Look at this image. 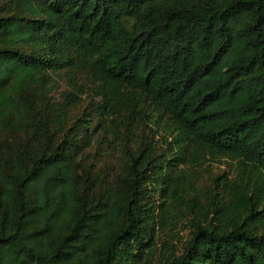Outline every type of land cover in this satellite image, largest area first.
Segmentation results:
<instances>
[{
  "label": "trees",
  "instance_id": "1",
  "mask_svg": "<svg viewBox=\"0 0 264 264\" xmlns=\"http://www.w3.org/2000/svg\"><path fill=\"white\" fill-rule=\"evenodd\" d=\"M0 264H264V0H0Z\"/></svg>",
  "mask_w": 264,
  "mask_h": 264
},
{
  "label": "rangeland",
  "instance_id": "2",
  "mask_svg": "<svg viewBox=\"0 0 264 264\" xmlns=\"http://www.w3.org/2000/svg\"><path fill=\"white\" fill-rule=\"evenodd\" d=\"M215 165V164H214Z\"/></svg>",
  "mask_w": 264,
  "mask_h": 264
}]
</instances>
